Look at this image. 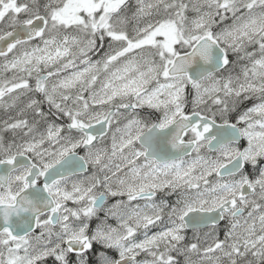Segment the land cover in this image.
<instances>
[{
    "label": "snow or ice",
    "instance_id": "1",
    "mask_svg": "<svg viewBox=\"0 0 264 264\" xmlns=\"http://www.w3.org/2000/svg\"><path fill=\"white\" fill-rule=\"evenodd\" d=\"M0 264H264V0H0Z\"/></svg>",
    "mask_w": 264,
    "mask_h": 264
}]
</instances>
